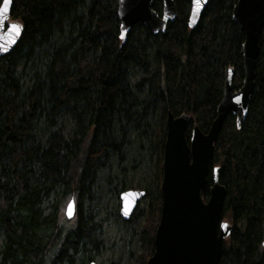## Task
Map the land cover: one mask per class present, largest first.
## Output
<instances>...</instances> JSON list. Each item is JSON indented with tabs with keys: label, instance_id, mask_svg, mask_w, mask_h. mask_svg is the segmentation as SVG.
<instances>
[{
	"label": "trees",
	"instance_id": "1",
	"mask_svg": "<svg viewBox=\"0 0 264 264\" xmlns=\"http://www.w3.org/2000/svg\"><path fill=\"white\" fill-rule=\"evenodd\" d=\"M173 2L164 32L135 24L122 41L116 0H11L10 19L22 28L0 56V264L94 263L97 218L128 189L144 190L146 206L121 223L139 247L126 262L153 254L167 113L188 116L187 141L193 125L206 134L227 69L232 91L243 80L237 0H210L192 29L191 0ZM151 9L160 14L161 1ZM214 167L231 227L218 264H262L264 25L245 120L237 129L231 113L224 119L204 201ZM70 198L72 223L60 213Z\"/></svg>",
	"mask_w": 264,
	"mask_h": 264
},
{
	"label": "water",
	"instance_id": "2",
	"mask_svg": "<svg viewBox=\"0 0 264 264\" xmlns=\"http://www.w3.org/2000/svg\"><path fill=\"white\" fill-rule=\"evenodd\" d=\"M116 1L119 39L122 41L135 24L157 34L164 32L167 23L172 22L176 16L173 0H160V14L151 9L154 0ZM209 1L200 0L199 10L193 13L191 0L188 17L190 29L195 27ZM232 19L238 22L244 34L242 84L238 90L232 91L233 70L228 68L215 120L206 134L193 125L188 141L185 138L188 116L182 114L174 117L170 112L167 113L160 184L162 204L154 234V251L146 264H218L222 242L231 232L230 225L221 220L226 190L218 182V167L212 169V186L208 190L207 200L204 201L202 196L206 192L213 145L224 119L231 113L235 117L236 128L239 129L247 114L254 87L259 37L264 25V0H237L232 10ZM0 21L2 56L13 49L20 35L17 36L8 27L18 24L10 19L9 12L0 14ZM144 196L145 192L141 189H128L120 194L119 215L123 221L131 218ZM63 214L66 220L74 218V198L67 201ZM262 250L264 264V242Z\"/></svg>",
	"mask_w": 264,
	"mask_h": 264
},
{
	"label": "rangeland",
	"instance_id": "3",
	"mask_svg": "<svg viewBox=\"0 0 264 264\" xmlns=\"http://www.w3.org/2000/svg\"><path fill=\"white\" fill-rule=\"evenodd\" d=\"M68 200L69 199H67L61 207V217H64V207ZM145 206L146 202L142 200L137 208L144 209ZM119 209V200L113 201L109 205L108 213H101L97 218V221L100 222L101 225L102 249L93 260L96 264H109L112 262L115 264H128L125 255L128 250H133L136 254H139V247L135 240H130V232H128L130 226H126L127 229L121 224L123 221L122 218L117 216L119 215ZM74 219L70 220V223H72ZM141 226L142 220H138L134 228L136 227V230L139 231Z\"/></svg>",
	"mask_w": 264,
	"mask_h": 264
},
{
	"label": "snow or ice",
	"instance_id": "4",
	"mask_svg": "<svg viewBox=\"0 0 264 264\" xmlns=\"http://www.w3.org/2000/svg\"><path fill=\"white\" fill-rule=\"evenodd\" d=\"M193 2V13H196L200 8V0H192ZM11 0H2V3H0V14H6L9 12L10 9ZM0 24H2V21H0ZM11 31L15 32L17 36L20 35L21 32V25L18 24H12L8 26ZM238 99V98H237ZM71 214V213H69ZM224 227V225H222Z\"/></svg>",
	"mask_w": 264,
	"mask_h": 264
},
{
	"label": "flooded vegetation",
	"instance_id": "5",
	"mask_svg": "<svg viewBox=\"0 0 264 264\" xmlns=\"http://www.w3.org/2000/svg\"><path fill=\"white\" fill-rule=\"evenodd\" d=\"M75 203H76V202H75ZM76 213H77V204H76ZM75 216H76V214H75ZM75 216H74V217H75ZM119 216H120V215H119Z\"/></svg>",
	"mask_w": 264,
	"mask_h": 264
},
{
	"label": "bare ground",
	"instance_id": "6",
	"mask_svg": "<svg viewBox=\"0 0 264 264\" xmlns=\"http://www.w3.org/2000/svg\"><path fill=\"white\" fill-rule=\"evenodd\" d=\"M144 191V190H143Z\"/></svg>",
	"mask_w": 264,
	"mask_h": 264
}]
</instances>
